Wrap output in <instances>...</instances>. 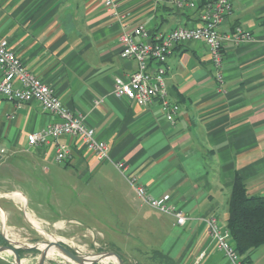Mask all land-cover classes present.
I'll use <instances>...</instances> for the list:
<instances>
[{"label": "crops", "instance_id": "0c3cea01", "mask_svg": "<svg viewBox=\"0 0 264 264\" xmlns=\"http://www.w3.org/2000/svg\"><path fill=\"white\" fill-rule=\"evenodd\" d=\"M231 1L220 32L241 26L253 40L224 43L221 84L204 41L175 46L167 86L181 112L172 123L159 101L144 107L113 95L115 79H127L138 68L135 59L121 55L120 35L140 24L151 35L197 25V10L171 0H118L121 16H116L101 0H0V37L67 107L86 117L112 158L100 161L78 139L64 135L60 142L70 157L57 162L55 144L30 147L27 141L28 133L57 116L36 100L16 104L0 97V205L7 221L0 230L77 233L82 231L73 224H94L102 241L133 264H156V253L175 264H231L205 218L215 215L228 229L237 175L250 194H264V0ZM39 166L40 199L23 188L9 190L14 180L28 182ZM131 176L155 197L170 194L188 222L178 225L174 216L143 202ZM81 196L90 213L85 220L67 216L61 208L75 206ZM29 201L39 212L21 210ZM250 257L249 264H264V245ZM0 264L15 262L2 252ZM22 264L33 259L22 256Z\"/></svg>", "mask_w": 264, "mask_h": 264}, {"label": "built area", "instance_id": "2783aa9c", "mask_svg": "<svg viewBox=\"0 0 264 264\" xmlns=\"http://www.w3.org/2000/svg\"><path fill=\"white\" fill-rule=\"evenodd\" d=\"M101 1L109 11L121 16L118 0ZM171 1L178 7L197 10V17L201 23L178 25L170 31H160L155 35H151L143 24L131 30H123L120 35L121 55L127 59H135L138 68L127 79L122 77L115 79L113 95L135 101L144 107L159 101L166 119L174 123L181 112V105L170 96L167 75L168 60L175 46L192 40L204 41L210 50L216 79L221 84L225 79L224 43L232 41L240 45L253 40V35L241 26L227 33L220 32V26L232 12L231 0ZM0 97L16 104L36 100L44 109L57 116L55 122L27 135L30 147L55 144L57 162H66L70 157L68 148L60 142V138L64 135L78 139L100 161L112 159L108 143L97 138L95 128L87 123L86 117L67 107L55 90L32 72L11 49L8 40L2 37H0ZM116 165L125 174L124 163L118 162ZM128 180L143 202L174 216L178 225H185L190 219L172 202L170 194L155 197L136 177H128ZM205 222L217 247L226 254L231 264H246L237 250L230 231L220 225L217 216L210 215L205 218ZM5 236L9 239L6 233Z\"/></svg>", "mask_w": 264, "mask_h": 264}, {"label": "rangeland", "instance_id": "374dc122", "mask_svg": "<svg viewBox=\"0 0 264 264\" xmlns=\"http://www.w3.org/2000/svg\"><path fill=\"white\" fill-rule=\"evenodd\" d=\"M13 169V168H12ZM11 169V170H12ZM15 171V170H13ZM29 180L26 181H19L14 180V183L10 184L8 186L9 190L15 189V188H23L28 196L31 198L38 197L40 199V166L33 171V173L30 175L29 173ZM77 196H80V193L77 192ZM3 202V201H2ZM76 205L72 207L64 206L61 208V210L67 214V216H77L81 218L82 220H85L84 214L90 213V207L89 201H86L83 196H81L77 201H75ZM5 204V203H4ZM25 204V205H24ZM21 203L20 208L22 211H30L31 213L33 211L39 212L40 208L35 206L33 201H29L28 205L26 203ZM93 204L96 205V202L93 201ZM98 210H101V208L98 207ZM24 213V212H23ZM1 225L7 226V221L3 220V217H0ZM37 220V219H36ZM38 221V220H37ZM73 228L80 229L82 232L72 233V232H59V233H52L51 231H45L42 234L35 231H6L5 233L9 235V239H12L16 241L15 243L20 245L17 247V249L22 248L24 249L22 251V256L27 257L30 259H33V264H35L41 255L42 249H44L43 242L44 241H60L62 243H66V245L74 250L79 252L82 255L92 256L97 253H101L104 251H114L117 252L113 247H109L104 240L102 241L101 233L99 231V226H96L94 224L92 225H78L73 224ZM3 228V226H1ZM0 228V229H1ZM5 238L4 231L0 230ZM85 234L87 236L85 237ZM14 237V238H13ZM64 243V244H65ZM9 244V243H8ZM42 245V246H41ZM8 255H10L14 260L15 256L12 252H8ZM62 255V256H61ZM21 256V258H22ZM126 257V255H125ZM129 261L130 258L126 257ZM48 264H77L76 262L70 260L66 256L62 254V252H57L54 254V257L52 255H48ZM97 264H118L117 261L113 259L104 258L103 260L96 262ZM95 263V264H96ZM94 264V263H93Z\"/></svg>", "mask_w": 264, "mask_h": 264}, {"label": "trees", "instance_id": "16d2710c", "mask_svg": "<svg viewBox=\"0 0 264 264\" xmlns=\"http://www.w3.org/2000/svg\"><path fill=\"white\" fill-rule=\"evenodd\" d=\"M227 228L231 233L238 252L246 264L250 263V254L257 247L264 245V194H250L246 181L237 175L232 187ZM8 244L0 231V245ZM24 249L19 248L22 256ZM126 264H133L121 252L116 250ZM156 264H175L174 260L164 253H156ZM95 264V263H94ZM97 264V263H96Z\"/></svg>", "mask_w": 264, "mask_h": 264}, {"label": "water", "instance_id": "95a60500", "mask_svg": "<svg viewBox=\"0 0 264 264\" xmlns=\"http://www.w3.org/2000/svg\"><path fill=\"white\" fill-rule=\"evenodd\" d=\"M6 239L9 244L0 245V253L5 251L12 252L15 256V260H14L15 264H22V258L18 252L17 247H15V242L11 239L8 238ZM43 243L46 244L47 246L44 249H42L38 264H45L48 258V252L52 247H56L60 252H62L64 256L76 262L77 264H93L103 260L104 258H108L112 256L116 257L118 264H126L122 256L114 251H104L101 253H97L95 255H97L98 257L91 258V256L82 255L77 251L70 249L66 244L60 241H44Z\"/></svg>", "mask_w": 264, "mask_h": 264}, {"label": "bare ground", "instance_id": "6f19581e", "mask_svg": "<svg viewBox=\"0 0 264 264\" xmlns=\"http://www.w3.org/2000/svg\"><path fill=\"white\" fill-rule=\"evenodd\" d=\"M0 212H1V216L3 217V219L5 220V213L2 211L1 207H0ZM5 232V231H4ZM9 236V235H8ZM14 238V237H13ZM42 246V245H41ZM43 246L44 248L47 246L46 244L43 243ZM9 252V251H8ZM59 252V250L56 248V247H52L50 248L49 252H48V255L52 257H54V254ZM62 256V255H61ZM95 257H98L97 255H92L91 258H95ZM108 259H113L115 261H117L116 257L115 256H112V257H108Z\"/></svg>", "mask_w": 264, "mask_h": 264}]
</instances>
